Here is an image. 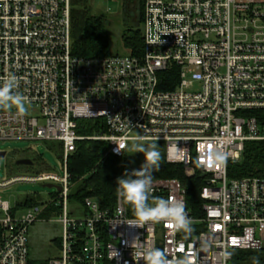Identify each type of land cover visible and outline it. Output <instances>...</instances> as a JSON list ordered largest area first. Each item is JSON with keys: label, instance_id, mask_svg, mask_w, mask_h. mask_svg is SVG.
<instances>
[{"label": "built area", "instance_id": "obj_1", "mask_svg": "<svg viewBox=\"0 0 264 264\" xmlns=\"http://www.w3.org/2000/svg\"><path fill=\"white\" fill-rule=\"evenodd\" d=\"M71 9V0H0V84L15 75V91L30 103L23 117L0 109V142L63 143L61 174L0 182L61 187L24 213L0 197V264H29L30 228L56 216L60 248L49 264H137L132 253L152 247L195 264H264V163L230 175L248 142L264 143L254 114L264 110V0H144L140 55H74ZM100 118L107 131L78 135L79 120ZM80 139L107 141L113 154L115 143L127 144L124 153L131 141L163 143L168 163L203 181L201 204H190L178 178L153 179V195L183 200L194 231L130 226L121 199L113 210L92 197L70 209L68 159ZM220 153L225 159L215 160Z\"/></svg>", "mask_w": 264, "mask_h": 264}, {"label": "trees", "instance_id": "obj_2", "mask_svg": "<svg viewBox=\"0 0 264 264\" xmlns=\"http://www.w3.org/2000/svg\"><path fill=\"white\" fill-rule=\"evenodd\" d=\"M129 3H134L129 8ZM72 13V38L73 54L78 56H105L110 55V41L105 31V17L93 14L90 0H71ZM122 14L125 21V29L122 33L124 46L135 55L143 52V31L144 0H122ZM264 126V110L254 113ZM107 131L104 119H81L78 121L77 132L79 136L91 137ZM48 145L58 151L62 158L63 143L60 141H47ZM156 144L161 154L159 170L152 172L153 179L156 178H178L188 189L190 204H201L200 191L203 181L199 176L189 178L181 164H171L166 160V149L163 143L149 142ZM146 146V147H147ZM110 144L107 141L94 139H80L76 142L75 151L69 156L68 167L73 181V188L70 194L71 202L82 204L86 198L98 199L105 209L113 210L118 202L116 193L117 178L122 177L125 171L139 169L144 162V156L139 164L132 166L127 162V151L122 156L110 152ZM264 143L248 142L241 163L234 164L230 168L232 177H240L251 174L257 167L263 169ZM25 158V157H23ZM36 160H41L37 158ZM34 164V162H33ZM30 165V166H33ZM39 197L27 196L19 202L13 212L24 209L39 202ZM126 203V202H125ZM128 213L133 216L132 208L126 203ZM49 208L43 217L49 218L52 214ZM1 237V231H0ZM60 247V239L53 240ZM241 254L252 256L255 251H241ZM255 257L236 260L237 263L253 264ZM51 257L37 258L33 255L31 244L29 248V264H49Z\"/></svg>", "mask_w": 264, "mask_h": 264}, {"label": "rangeland", "instance_id": "obj_3", "mask_svg": "<svg viewBox=\"0 0 264 264\" xmlns=\"http://www.w3.org/2000/svg\"><path fill=\"white\" fill-rule=\"evenodd\" d=\"M134 3H129V8H133ZM93 14L105 17V31L110 41V52L112 54L126 55L129 53L122 41V33L125 29L123 18L122 0H90ZM141 144L145 147L147 143L131 141L127 149V162L135 166L143 158L142 153L133 152V145ZM0 152H6L5 157L0 156V182L6 181L16 176H36L41 172L51 171L61 174L63 172V161L58 151L51 148L46 142L37 141H8L0 142ZM30 158L33 166L18 165L19 158ZM37 158L41 160H36ZM56 193L54 188H48L43 182H15L5 188L0 189V197L8 201L12 207L21 202L27 196H38L42 201L50 200ZM70 209H77L75 203L69 202ZM20 212H26L21 209ZM59 216L51 220L39 221L32 225L29 232L30 244L33 255L37 258L53 257L58 255L59 248L54 239L59 238L62 233V224L58 221Z\"/></svg>", "mask_w": 264, "mask_h": 264}, {"label": "clouds", "instance_id": "obj_4", "mask_svg": "<svg viewBox=\"0 0 264 264\" xmlns=\"http://www.w3.org/2000/svg\"><path fill=\"white\" fill-rule=\"evenodd\" d=\"M18 85V78L15 75H9L3 80V83L0 84V109L8 111L15 109L16 115L23 117L28 114L30 103L26 96L15 91ZM115 144L117 147L114 149V153L117 155L123 154L127 144ZM132 151L142 153L144 162L139 169H133L130 172L125 171L123 176L117 178L116 181L118 199L129 204L133 211L134 220L129 221L128 225L143 228L149 222H163L177 232L190 235L194 231L193 225L195 222L186 211L185 202L172 196L165 199L153 195L152 172L159 170L161 161L158 146L150 144L145 147L141 144H134ZM214 159L223 161L225 155L222 153L216 154ZM137 240L138 238L134 239L132 244ZM225 255H230V253ZM132 256L137 264L141 260L144 264H195L194 258L188 255L169 258L166 250L155 247L135 251ZM112 258L109 257V259ZM253 264H260L259 259L254 258Z\"/></svg>", "mask_w": 264, "mask_h": 264}, {"label": "water", "instance_id": "obj_5", "mask_svg": "<svg viewBox=\"0 0 264 264\" xmlns=\"http://www.w3.org/2000/svg\"><path fill=\"white\" fill-rule=\"evenodd\" d=\"M0 156L1 157H5L6 156V152H0ZM16 163L18 165H26V166H30L33 164V160L30 158H19L16 160ZM46 187L48 188H56L58 191L61 190L60 186H55L54 184H45Z\"/></svg>", "mask_w": 264, "mask_h": 264}]
</instances>
